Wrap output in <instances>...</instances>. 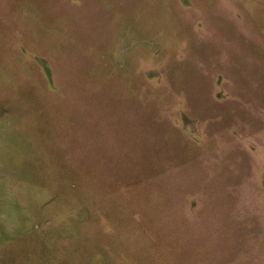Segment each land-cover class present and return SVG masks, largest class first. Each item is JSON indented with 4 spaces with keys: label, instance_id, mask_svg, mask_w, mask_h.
Masks as SVG:
<instances>
[{
    "label": "rangeland",
    "instance_id": "374dc122",
    "mask_svg": "<svg viewBox=\"0 0 264 264\" xmlns=\"http://www.w3.org/2000/svg\"><path fill=\"white\" fill-rule=\"evenodd\" d=\"M0 264H264V0H0Z\"/></svg>",
    "mask_w": 264,
    "mask_h": 264
}]
</instances>
